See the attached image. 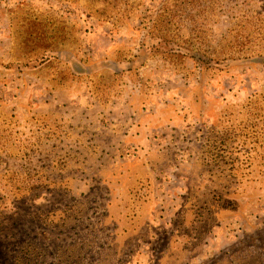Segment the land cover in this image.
I'll return each mask as SVG.
<instances>
[{
    "label": "rangeland",
    "instance_id": "obj_1",
    "mask_svg": "<svg viewBox=\"0 0 264 264\" xmlns=\"http://www.w3.org/2000/svg\"><path fill=\"white\" fill-rule=\"evenodd\" d=\"M0 264H264V0H0Z\"/></svg>",
    "mask_w": 264,
    "mask_h": 264
}]
</instances>
